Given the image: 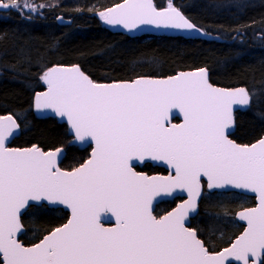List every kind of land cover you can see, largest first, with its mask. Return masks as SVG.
<instances>
[{
    "label": "snow or ice",
    "instance_id": "snow-or-ice-1",
    "mask_svg": "<svg viewBox=\"0 0 264 264\" xmlns=\"http://www.w3.org/2000/svg\"><path fill=\"white\" fill-rule=\"evenodd\" d=\"M18 6L0 0V8ZM98 15L130 30L152 24L199 31L171 3L159 11L152 0H124ZM40 79L46 91L36 94L35 109L65 118L75 142L94 147L66 171L62 148L7 147L20 125L12 115L0 116V264H264V138L242 145L227 134L233 107L251 102L245 88L215 87L203 68L105 84L78 66H53ZM178 116L182 122L174 123ZM149 159L169 174L135 171L136 162ZM202 178L209 190L232 187L257 200L236 213L243 231L219 251L186 226ZM181 193L187 199L174 210L154 214L158 197ZM44 202L65 206L70 218L25 246L17 238L22 210L42 209ZM111 220L114 226L106 227Z\"/></svg>",
    "mask_w": 264,
    "mask_h": 264
},
{
    "label": "trees",
    "instance_id": "trees-1",
    "mask_svg": "<svg viewBox=\"0 0 264 264\" xmlns=\"http://www.w3.org/2000/svg\"><path fill=\"white\" fill-rule=\"evenodd\" d=\"M28 1L50 7L36 14L0 10V116L13 115L21 128L12 147L64 148L65 170L89 158L91 148L72 146L65 124L52 118L38 119L33 112L34 95L43 90L40 76L56 64H78L95 82L165 77L181 70L207 68L213 84L244 86L250 92V108L236 114L237 127L231 138L251 144L264 135V0H154L158 8L169 3L179 8L210 36L200 40L113 33L98 12L123 0ZM144 170L165 173L150 164ZM205 194L191 228L210 251H219L243 231L236 213L255 206V199L231 193L223 198L238 195V201L210 204L209 199L219 193ZM179 201L160 204L156 215L165 214ZM68 218L63 209L32 207L23 216L26 231L20 240L26 246L33 245Z\"/></svg>",
    "mask_w": 264,
    "mask_h": 264
},
{
    "label": "water",
    "instance_id": "water-1",
    "mask_svg": "<svg viewBox=\"0 0 264 264\" xmlns=\"http://www.w3.org/2000/svg\"><path fill=\"white\" fill-rule=\"evenodd\" d=\"M124 3V0L118 4H123ZM152 3L153 5L157 8V10L159 11H163L165 10L167 7L165 8H158L155 4V1L152 0ZM115 5H113L112 7H114ZM111 8V7H110ZM10 8H7V9H4V8H0L1 11H8ZM179 11H181L179 8H177ZM181 13L187 18L189 19L182 11ZM190 20V19H189ZM191 21V20H190ZM58 22L61 23L62 22V18L59 17L58 18ZM65 23H72L71 20H65L64 21ZM192 22V21H191ZM193 23V22H192ZM194 24V23H193ZM104 25L109 27L110 30L113 32V33H119V34H124V35H128L130 37H144V36H149V37H164V36H167V37H171V38H184V39H187V40H200V39H209L210 36L204 31L202 30L200 27H198L196 24V28L199 29V31H192V30H186V29H172V28H157L155 25H152V24H141L139 25L138 27L134 28V29H127V28H124L122 25H109V24H106L104 22ZM54 66H60V67H67V68H71L73 66H78L80 68V70L85 74L87 75L90 79H92L88 74H86L83 69L81 68L80 65L78 64H73V65H62V64H56ZM53 67V66H52ZM201 68H198V69H189V70H181V71H178L177 73L173 74V75H176L178 74L179 72H196L197 70H199ZM203 69H206L207 70V73H208V78H209V82L215 86V87H220V88H226V89H234V88H238V87H243L245 88L248 92L249 90L244 87V86H237V87H223V86H219V85H215L211 82V78H210V72L207 68H203ZM169 76H172V75H169ZM169 76H165V77H150V78H157V79H164V78H167ZM141 77H147V76H141ZM136 79V78H135ZM93 80V79H92ZM134 80V79H133ZM94 81V80H93ZM123 81H130V80H123ZM95 82V81H94ZM114 82H121V81H110V82H97V83H105V84H109V83H114ZM42 84H43V90L41 91H38L35 93L34 95V99H35V96L37 93L39 92H44L46 91V85L43 83L42 81ZM250 94V92H249ZM251 96V95H250ZM34 99H33V112L35 114V116L38 118V119H55L57 120V122L59 124H65L68 128V135L72 137V141H71V145L72 146H76L78 147L79 149L81 150H84V149H87V148H91L90 150V153H89V158H90V154H91V151H92V147H94V145H92L90 142L89 143H85V144H80L78 142H75L74 140V136L71 134L70 130H69V126L67 124V121L65 118H61L59 116H57L54 112H52L51 110H43V111H37L35 109V106H34ZM252 100V99H251ZM250 105H251V102L249 105H235L233 107V126L228 129L227 131V134L229 136V139L233 140L231 138V136L233 135V133L236 131V114L238 112H245L247 111L249 108H250ZM6 115H11V114H6ZM6 115H2V116H6ZM13 116V115H12ZM13 118H15L13 116ZM16 119V118H15ZM18 122V121H17ZM174 123H181L182 122V117H179L173 121ZM21 135V128L19 129V131H17L12 137L9 138L8 141H6V146L7 147H10V148H20V149H23V148H30V147H12V142L17 139L19 136ZM261 138H264V135L261 137ZM260 138V139H261ZM259 140V139H258ZM255 141L253 143H256L258 142ZM234 142L238 143L237 141L233 140ZM251 143V144H253ZM240 144V143H239ZM251 144H246V145H251ZM242 145H245V144H242ZM38 146V145H36ZM32 147V146H31ZM39 147V146H38ZM42 149V148H41ZM63 149V153H62V156H61V160L59 161V164H60V167L61 169L62 168V163L66 157V150L64 148ZM44 150V149H43ZM55 150V149H54ZM45 151V150H44ZM47 151H50V150H47ZM147 164H150L152 165L153 167H156V168H161V169H164L166 171L165 174H162V173H154V174H149V173H146V172H141V171H138L137 169L138 168H142L143 166L147 165ZM65 170V169H63ZM66 171H70V170H66ZM135 171L137 172H140L144 175H149V176H160V175H168L169 174V171L170 169L162 164L161 162L159 161H152V160H145L143 162H136V167H135ZM205 191L209 192V193H237V194H240V195H243V196H247V197H252L255 199V206L257 205V200L255 198V194L254 193H251V192H247L245 190H241V189H235V188H232V187H227V188H223V189H212V190H209L208 187H207V179L206 178H202V196L199 198L198 200V203H197V207H196V210L191 212L189 214V217H188V220L186 221V226L187 227H190L191 228V223H192V220L194 218H196L198 216V214L200 213V203L203 199V196L205 194ZM176 199H181V201H179L171 210H169L168 212L174 210L179 204H181L184 200L187 199V193H181L179 196L177 195H173V196H170V197H158L157 200H159V205L164 203V202H168V201H174ZM34 203V202H33ZM44 205H46L48 208L50 209H63L64 211H67L69 213V218H70V210H68L65 206L63 205H49L47 204V202H44ZM158 205V206H159ZM155 204H154V207H155V213L156 214V209L157 207ZM255 206H252V207H255ZM30 208L26 209V210H22V214H21V224H22V232L18 234L17 238L20 240V237L25 233L26 229H25V226L23 224V216L25 215V213L29 210ZM240 211V210H239ZM238 211V212H239ZM168 212H166L165 214H167ZM163 214V215H165ZM68 218V219H69ZM237 220V219H236ZM238 221V220H237ZM67 222V221H66ZM65 222V223H66ZM240 224H242L244 226V222H240L238 221ZM105 223V226L106 227H111V226H114V220H111V221H108V222H104ZM62 226V225H61ZM198 233V232H197ZM241 234V233H240ZM239 234V235H240ZM199 236V235H198ZM235 240V239H234ZM233 240V241H234ZM232 241V242H233ZM21 243H23L21 240H20ZM38 243V242H37ZM24 244V243H23ZM25 245V244H24ZM26 246V245H25ZM29 246H32V245H29ZM222 250V249H221Z\"/></svg>",
    "mask_w": 264,
    "mask_h": 264
},
{
    "label": "rangeland",
    "instance_id": "rangeland-1",
    "mask_svg": "<svg viewBox=\"0 0 264 264\" xmlns=\"http://www.w3.org/2000/svg\"><path fill=\"white\" fill-rule=\"evenodd\" d=\"M69 1L70 2H76V1H79V0H69ZM2 2L9 3V4L17 3L19 5L18 7H10V8L19 10L23 14H36V13H40L45 8L50 7L49 4H47V5L46 4L35 5V4H33L32 2H30L28 0H2ZM25 4L31 5L33 8H35V11L31 10L28 7H25L24 6ZM226 194H231V193H219V196H216L214 198L209 199V201H211L210 204H213V203L217 202V200H222V201H238V197H239L238 195H236V196L229 195V196H227V198H223V197L226 196ZM205 195H207V194H205ZM208 197H209V194H208Z\"/></svg>",
    "mask_w": 264,
    "mask_h": 264
},
{
    "label": "flooded vegetation",
    "instance_id": "flooded-vegetation-1",
    "mask_svg": "<svg viewBox=\"0 0 264 264\" xmlns=\"http://www.w3.org/2000/svg\"><path fill=\"white\" fill-rule=\"evenodd\" d=\"M145 166H146V165H145ZM145 166H143L142 168H138L137 170H138V171H141V172H146V173H148L147 171L144 170V167H145ZM164 171H165V170H164ZM165 173H166V171H165Z\"/></svg>",
    "mask_w": 264,
    "mask_h": 264
}]
</instances>
